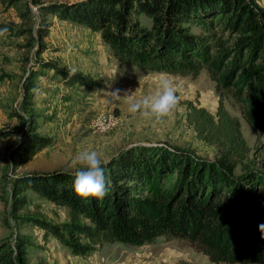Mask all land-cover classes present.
<instances>
[{
    "label": "trees",
    "instance_id": "16d2710c",
    "mask_svg": "<svg viewBox=\"0 0 264 264\" xmlns=\"http://www.w3.org/2000/svg\"><path fill=\"white\" fill-rule=\"evenodd\" d=\"M43 11L100 33L116 60L142 72L196 78L207 70L220 96L217 112L190 104L188 121L218 157L131 147L105 166L102 202L79 198L70 172L16 176L15 196L32 191L68 210L63 223L29 221L80 256L106 243L142 247L165 237L185 240L213 264H264V170L247 164L252 150L224 103L228 94L243 102L246 122L264 135V9L255 0H76L50 2ZM44 66L67 85L92 88L88 76ZM7 137L0 131V140ZM52 143L26 131L15 166ZM17 201L25 205L26 196ZM26 245L0 243V264H27Z\"/></svg>",
    "mask_w": 264,
    "mask_h": 264
},
{
    "label": "rangeland",
    "instance_id": "374dc122",
    "mask_svg": "<svg viewBox=\"0 0 264 264\" xmlns=\"http://www.w3.org/2000/svg\"><path fill=\"white\" fill-rule=\"evenodd\" d=\"M68 1L76 0H0V131L8 134L0 140V243L15 250L26 242L27 264H213L185 240L165 237L142 247L106 243L88 256L75 255L29 221L63 223L67 208L32 191L15 196L16 176L74 173L75 157L84 149L108 162L139 145H168L204 160L218 157L217 147L198 138L188 121L190 104L217 112L220 96L207 70L196 78L168 74L179 99L173 115L157 120L132 114L129 101L154 90L160 73L120 63L100 33L43 11L45 4ZM255 3L264 9V0ZM45 63L88 76L92 88L67 85ZM224 103L252 150L247 164L264 170V135L246 122L243 102L228 94ZM29 130L53 143L17 167L15 151ZM22 196L25 205L17 201Z\"/></svg>",
    "mask_w": 264,
    "mask_h": 264
},
{
    "label": "clouds",
    "instance_id": "9594fccd",
    "mask_svg": "<svg viewBox=\"0 0 264 264\" xmlns=\"http://www.w3.org/2000/svg\"><path fill=\"white\" fill-rule=\"evenodd\" d=\"M178 106L179 99L174 81L168 74L160 73L155 80L154 90L129 101V112L159 120L173 115ZM74 163L77 165L73 173V189L76 195L85 201L95 198L102 202L108 195L104 172L108 161L97 151L84 149L77 153ZM260 230L264 233V224L260 225Z\"/></svg>",
    "mask_w": 264,
    "mask_h": 264
}]
</instances>
